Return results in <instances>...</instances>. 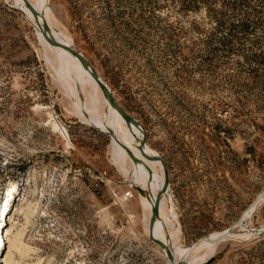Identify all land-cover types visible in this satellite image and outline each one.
Returning <instances> with one entry per match:
<instances>
[{"label": "rangeland", "instance_id": "1", "mask_svg": "<svg viewBox=\"0 0 264 264\" xmlns=\"http://www.w3.org/2000/svg\"><path fill=\"white\" fill-rule=\"evenodd\" d=\"M26 3L33 0H0V207L13 205L0 215L8 213L0 258L172 264L128 184L132 158L113 159L117 127L80 115L65 86L79 80L40 40ZM44 3L46 23L69 37L139 127L118 122L165 166L161 221L173 245L191 246L242 217L204 261L191 254L180 264H264V0ZM92 89L78 88L80 97L90 100ZM93 90L97 108H82L102 116L104 97ZM159 171L145 186L151 193Z\"/></svg>", "mask_w": 264, "mask_h": 264}, {"label": "bare ground", "instance_id": "2", "mask_svg": "<svg viewBox=\"0 0 264 264\" xmlns=\"http://www.w3.org/2000/svg\"><path fill=\"white\" fill-rule=\"evenodd\" d=\"M32 8L34 12H31L27 8L25 9L28 13H30L32 19L35 21V24L39 28L40 40L48 44V46L52 47V53L55 55V59L58 62L59 67L64 68L66 75L69 74L71 76L77 77V79L79 80L77 84L78 88L80 89L83 88L84 90L85 87L91 86L93 89L97 90L102 95V97H104V102H105L104 114H102V116L97 115V114H90L88 110L84 109L85 107L82 108L83 107L82 104L83 105L88 104L90 109L95 110L97 108V93L94 92L93 89L87 92L90 95V100L87 98L88 101H85L83 99V96L80 97V94H82V91H80L81 92L80 93L78 91V88L76 87V84L72 83V78L67 77L66 78L67 82H65V79H64V82L66 83L65 84L66 88H68L69 91L74 90L75 92L74 102L82 117L89 118V119L91 117L94 123L97 126L104 129L105 131L109 130L108 128L117 127L118 133L114 134L115 140L114 139L112 140V144H113L112 156L115 162L118 163L119 165L122 164V157L125 156L126 154L130 155V157L132 158V169H131L130 174H132L133 176L130 179L128 184L129 186H131L132 188L136 190L137 195H138L139 204L149 208L150 217L146 219L145 224L151 229L150 231H152V234L154 235L155 238L159 239L160 241L165 243L166 246H168L172 255L175 256L176 259L183 258L186 254H188V256L193 254L195 255L194 257L196 258V260L200 262L204 261L215 250V240H213L214 237L220 235L221 233L214 234L211 238L200 239L197 246L193 248L192 250H190L191 246H185V247L179 246L177 248L176 244H174L175 245V248H174V245L172 243L173 237L167 231H165V227L161 221V216L163 214H162V204H161L160 196L165 187L164 177L162 173L159 171L160 172L158 175L159 183L156 187V190L153 193H151L145 187L146 184L151 181V177L154 171L156 169L161 170V165H159L158 167L155 164V161H157L154 156L156 155V151L154 150L149 151L144 146V144L142 143L139 137L132 136L129 130L122 123L120 124L118 122L119 116L123 118V116L120 113V109H119L120 107L117 104L115 105L114 103H111L112 101H110L109 99L108 92H105V94L103 95V91L95 83L94 79L90 75L89 70L87 69L86 66L83 65L82 61L70 50L66 49L65 47L59 44V43L69 44L70 39L64 32L60 31L55 26L52 25L53 26L52 27L50 24H48L49 16H48V10L45 6L44 0H33ZM57 70L59 71L60 69L57 68ZM98 77L102 80V78L99 75ZM102 82L105 84L103 80ZM87 91H88V88H87ZM109 92H110V89H109ZM86 113L87 114L89 113V116L86 115ZM49 117L50 118L48 120V123H51L54 129H57L61 134L66 132V129L63 126L59 125L58 122L55 121L53 117H51V114H49ZM127 122L130 125V122L129 121ZM16 183L17 181L12 182V184L6 188L5 201H8L9 198L13 196V193L17 192L18 188L16 187ZM136 187H141L144 190V193H140ZM263 197L264 195H260L259 199ZM157 200H158V204H156ZM247 211L248 209L245 211V213ZM15 212L9 215L8 219H11L12 218L11 216L14 215ZM3 215H4L3 218L0 217V247H2L4 244V235L6 232V216L8 215V213H4ZM6 256H7L6 254L4 256L3 254L1 255L0 261L3 264H7Z\"/></svg>", "mask_w": 264, "mask_h": 264}, {"label": "water", "instance_id": "3", "mask_svg": "<svg viewBox=\"0 0 264 264\" xmlns=\"http://www.w3.org/2000/svg\"><path fill=\"white\" fill-rule=\"evenodd\" d=\"M28 8L30 9V11L34 12L33 11V8L31 7V5L29 3H26ZM61 46L65 47L66 49L70 50L72 53H74L83 63L84 66L87 67V69L89 70L90 72V75L92 76V78L94 79L95 83L99 86V88L104 91V92H108V96H109V99L110 101H112V103H115L114 101V98L112 96V94L109 92V89L108 87L102 82V80L98 77L95 69L90 65V63L87 61V59L77 50H75L71 45L69 44H64V43H59ZM120 109V108H119ZM120 113L121 115L123 116V118L126 120V121H129V122H132L134 124H137V121L130 115H128L127 113H125L122 109H120ZM139 127V126H138ZM141 129V128H140ZM141 133H142V129H141ZM142 141L144 142V139H142ZM157 158V156H156ZM159 160V162L161 163V168H162V172H163V177H164V183H165V186L167 185V172H166V168L165 166L163 165L162 161L160 158H157ZM137 190L140 192V193H144V190L141 188V187H136ZM156 204H158V200L156 202ZM242 217L240 219H238L237 222L233 223L232 225H230L229 227H227L225 229V231L223 233H221L220 235L214 237L213 240L215 241H220L222 239L225 238V236L229 233V230L232 229L234 226L238 225L241 221ZM148 235L149 237L157 242L160 246H162L165 250H166V253L169 257V259L171 260V263L172 264H180L182 262H185V260L187 259V256L188 254H186L183 258H178L176 259L175 256L172 255L170 249L168 248V246L165 245V243H163L162 241H160L159 239L155 238L154 235L152 234V231H150V233L148 232ZM207 238H211L210 236H207ZM199 243V239L197 241H195L192 245H191V248L190 250H192L193 248H195L197 246V244ZM189 253V252H188Z\"/></svg>", "mask_w": 264, "mask_h": 264}, {"label": "built area", "instance_id": "4", "mask_svg": "<svg viewBox=\"0 0 264 264\" xmlns=\"http://www.w3.org/2000/svg\"><path fill=\"white\" fill-rule=\"evenodd\" d=\"M131 195V192L129 190L125 191L123 194H122V198L123 199H127L128 197H130Z\"/></svg>", "mask_w": 264, "mask_h": 264}, {"label": "trees", "instance_id": "5", "mask_svg": "<svg viewBox=\"0 0 264 264\" xmlns=\"http://www.w3.org/2000/svg\"><path fill=\"white\" fill-rule=\"evenodd\" d=\"M210 260H211V257H210L209 259H207V260L204 262V264L207 263V262H209Z\"/></svg>", "mask_w": 264, "mask_h": 264}]
</instances>
